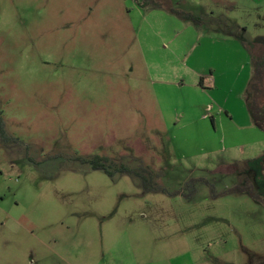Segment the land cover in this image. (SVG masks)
<instances>
[{
	"label": "rangeland",
	"instance_id": "1",
	"mask_svg": "<svg viewBox=\"0 0 264 264\" xmlns=\"http://www.w3.org/2000/svg\"><path fill=\"white\" fill-rule=\"evenodd\" d=\"M263 52L264 0H0V264H264Z\"/></svg>",
	"mask_w": 264,
	"mask_h": 264
},
{
	"label": "trees",
	"instance_id": "2",
	"mask_svg": "<svg viewBox=\"0 0 264 264\" xmlns=\"http://www.w3.org/2000/svg\"><path fill=\"white\" fill-rule=\"evenodd\" d=\"M170 13L178 15L184 20L190 21L195 25L200 26L202 23V18L196 17L191 14L181 13L175 9H170ZM252 64L254 68V76L250 84V92L252 94V100L247 103L250 114L252 116L253 122L256 126L264 130V52L260 57L252 55ZM0 140L1 142L9 147L11 144H18V139L10 137L6 130V124L3 118V111L0 105ZM76 160L91 166L93 170H102L108 175L113 176L115 172H120L123 174H128L131 176L138 177L141 180L143 188L148 192H157V188L150 187V184L146 180L143 174L135 173L132 170H129L124 165H121L116 171H112L111 168L117 167L118 164L115 160L101 157V156H92V157H76ZM146 172V171H145ZM149 174V173H148ZM197 180H192L187 184V187H193ZM241 192L239 188H237ZM247 192V191H246ZM177 194V193H176ZM252 197L259 201V198L251 193ZM261 202V201H260ZM264 204V203H263Z\"/></svg>",
	"mask_w": 264,
	"mask_h": 264
},
{
	"label": "crops",
	"instance_id": "3",
	"mask_svg": "<svg viewBox=\"0 0 264 264\" xmlns=\"http://www.w3.org/2000/svg\"><path fill=\"white\" fill-rule=\"evenodd\" d=\"M167 1V0H166ZM166 9L168 10V11H170V9H171V5H169L168 7L166 6ZM253 55V54H252Z\"/></svg>",
	"mask_w": 264,
	"mask_h": 264
}]
</instances>
